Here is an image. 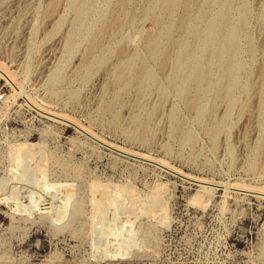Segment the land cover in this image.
Wrapping results in <instances>:
<instances>
[{"label":"rangeland","instance_id":"374dc122","mask_svg":"<svg viewBox=\"0 0 264 264\" xmlns=\"http://www.w3.org/2000/svg\"><path fill=\"white\" fill-rule=\"evenodd\" d=\"M165 2L118 17L119 0H0V69L17 84L0 75V264H264V0ZM137 54L157 81L140 95ZM200 62L208 77L182 92Z\"/></svg>","mask_w":264,"mask_h":264},{"label":"bare ground","instance_id":"6f19581e","mask_svg":"<svg viewBox=\"0 0 264 264\" xmlns=\"http://www.w3.org/2000/svg\"><path fill=\"white\" fill-rule=\"evenodd\" d=\"M130 1L131 0H119V6H118V9H117V16L119 17V15H121L124 11H125V9H126V7H127V5L130 3ZM196 1V0H195ZM176 2H177V0H166V2H165V9L166 10H170L175 4H176ZM131 15V14H130ZM190 15H191V8H190V5H186V7H184V17H183V19L181 20V22L179 23V25H178V28H182L185 24H187L188 23V19L190 18ZM114 16H116V15H114ZM114 17V18H112V19H110L109 21H108V23H107V25L105 26V29L103 30V32H108L111 28H112V26L116 23V21H118V17ZM162 19H159V18H157V19H155V25L158 27V26H160L161 24H162ZM223 24H224V22H223ZM91 35V34H90ZM96 37L97 36H95L94 35V37H93V41H92V44H91V46H93V44H94V41H95V39H96ZM151 37H152V35H150V36H148V39L150 40L151 39ZM169 41H170V38H171V34H169ZM95 46V45H94ZM157 48H158V42L155 40V39H153L152 41H151V43H150V45H149V47H148V50H147V53H149V54H154L155 52H156V50H157ZM224 50H223V55H225L226 57H227V55H229V53H228V51H227V49L224 47L223 48ZM182 51H183V43H182V41H180V40H177L174 44H173V46L171 47V49L170 50H168L166 53H164V55H163V58H162V67L163 66H165L167 63H168V61L172 58V56L174 55V54H178V55H181L182 54ZM208 58L211 56V54H212V51H211V48H208ZM224 56V57H225ZM228 58V57H227ZM227 58H225L224 59V61H225V64L227 63ZM132 60L133 61H136L137 63H139V65H140V69H139V74H140V81H139V84H138V95H140V94H142L143 93V91L146 89V88H149V87H151L152 85H156L157 84V81H156V78L149 72V70H148V67H147V65H146V62H145V58L142 56V55H139V54H137V55H135L134 57H132ZM102 61V60H101ZM209 65V63L207 62V64H205L204 62H200V63H197V64H195V70L192 72V75L190 76L191 78H190V81H189V85H186V84H182L181 86L179 85V82L177 81V80H174V82H173V84L175 85V86H180V88H181V91L182 92H185V93H190L192 90H194V92H195V95L199 92V89H200V85H201V82L205 79V78H207L208 77V75H209V73H210V67L208 66ZM0 66H2L1 64H0ZM5 69V68H4ZM213 69V68H212ZM131 70V63H127V64H124V65H122L120 68H119V71H118V76H117V82H122V80L125 78V76L127 75V71L129 72ZM163 70V69H162ZM7 71V72H6ZM230 73H231V69H230V67H227L226 69H225V67H222V71H221V78H220V81H219V83H218V89H219V91H220V93L221 92H223V90H224V87H225V85H226V83L228 82V80H229V75H230ZM0 75L5 79V81H6V83H9V84H12V85H14V84H16V79H15V77L13 76V74H11V73H9L8 72V70H2V69H0ZM15 79V80H14ZM23 81V80H22ZM21 84V83H20ZM23 84V83H22ZM17 85V84H16ZM23 86V85H22ZM14 87H15V85H14ZM20 87V86H19ZM27 88V87H26ZM21 89V88H20ZM23 89V88H22ZM161 88L159 87V90H160ZM162 91V90H161ZM23 92H24V90H23ZM163 92V91H162ZM28 98H29V96H28ZM31 100H32V98H31ZM30 100V101H31ZM6 101H7V99H6ZM5 101V102H6ZM8 102V101H7ZM33 102H34V100H33ZM5 104V103H4ZM8 104V103H7ZM34 106H36V104L34 105ZM5 107H6V104H5ZM38 107V106H37ZM36 108V107H35ZM39 109V108H38ZM41 110V109H40ZM39 110V111H40ZM43 110V109H42ZM47 111H49V110H47ZM44 112L45 114L47 113V114H49L50 116H52L53 118H55V119H57V120H59V121H65V122H69V123H71L72 125L74 124L82 133H84V134H86V135H88V136H91L93 139H98V138H96V136H94L91 132H89V130H87L85 127H83L82 125H79V124H76V123H73L72 122V120L71 119H69L68 117H66V116H63V115H60V114H57V113H52V112ZM98 141V140H97ZM102 141V140H101ZM15 143V142H14ZM13 143V144H14ZM21 143H24V142H21ZM104 143H107V142H104ZM11 144V143H10ZM28 144V143H27ZM107 145L108 146H110L111 148L113 147L114 149H117V150H119V151H123L122 149H120V148H117V147H115V146H113L112 144H109V143H107ZM41 146V145H40ZM18 150H19V152L20 151H23V148H18L17 149V154L14 156L15 157V160H14V157H13V161L15 162V161H17L18 159H20V155H18ZM31 151V150H30ZM35 151V150H34ZM34 151H32V153L34 152ZM124 152H125V150H124ZM35 153V152H34ZM125 153H127V154H129V155H133V156H136V157H139V158H142V159H145V160H149V161H153V162H157V163H159V165L161 166V167H163V168H167V169H171V168H168V166H167V164H164V163H160V162H162V161H160V162H158V160H156V159H154V158H152V157H148V156H141V155H137V154H133V153H130V152H125ZM13 154H14V152H13ZM20 154V153H19ZM29 154H31V152L29 153ZM40 154V153H39ZM32 155H34V154H32ZM26 156V155H25ZM38 156V155H37ZM39 156H41V154L39 155ZM28 157H29V155H28ZM41 158V157H40ZM22 159H23V157H22ZM45 159H46V157H45ZM44 160V159H43ZM47 160H45L44 162H46ZM44 162H42V163H44ZM38 165V164H37ZM37 167V166H36ZM40 168V170H41V167L39 166L37 169H39ZM12 169V168H11ZM173 170V172H175V173H177V174H180L181 172L179 171V172H177V171H175V169L174 168H172ZM14 176H15V174H14ZM13 176V177H14ZM183 177V176H182ZM186 177H188V175L186 176ZM195 180V179H194ZM201 184H203V183H205L204 181H202V180H198ZM5 182H6V180H0V185L1 184H5ZM227 185H229V184H227ZM236 186H237V184H235ZM204 185H202V187H203ZM230 186V185H229ZM240 186V185H239ZM225 188H226V186H224ZM228 187V186H227ZM233 187V186H232ZM243 188H245L244 187V185L242 186ZM248 187V186H247ZM230 188V187H229ZM251 188V187H250ZM63 189V188H62ZM67 189V188H66ZM203 189L206 191L207 190V188L206 187H203ZM228 189V188H227ZM252 189V188H251ZM250 189V190H251ZM68 190H70V189H68ZM73 190V189H72ZM253 190H255V189H253ZM257 190H258V188H257ZM18 191V189L16 190L15 189V193ZM66 191V190H65ZM228 191V190H227ZM230 191V190H229ZM244 191H246V190H244ZM208 192V191H207ZM213 192V191H212ZM257 192V194L258 193H260V194H263L264 195V189H263V187H262V189L261 190H259V191H256ZM68 193H69V191H68ZM71 193V192H70ZM227 193V192H226ZM209 194H210V191H209ZM10 195V194H9ZM11 195H14L13 193L11 194ZM16 195V194H15ZM14 195V196H15ZM70 195V194H69ZM72 195H73V193H72ZM6 197H7V195H6ZM8 197H10V196H8ZM198 197V200H199V195L197 196ZM197 197L195 196V198H193L194 200H196L197 199ZM4 198V197H3ZM11 198H13V196L11 197ZM70 198V197H69ZM15 199H17V196H16V198ZM200 199H201V197H200ZM8 200V199H7ZM6 200V201H7ZM10 200H12V199H10ZM67 200V199H66ZM65 200V201H66ZM197 200V201H198ZM13 201V200H12ZM16 201V200H15ZM43 201V200H42ZM63 201V200H62ZM64 201V202H65ZM196 201V202H197ZM63 202V203H64ZM69 202V201H68ZM11 203V202H10ZM51 203H53V202H46L45 204H47V205H50ZM198 203H199V201H198ZM8 204V203H7ZM64 204H66V203H64ZM208 204H209V202H208ZM207 204V205H208ZM14 205H16V207L18 206H22L19 202H16V204L14 203ZM206 205V206H207ZM32 206L34 207V208H36L37 210H38V207L40 206V204L37 202V201H34L33 203H32ZM17 207V208H18ZM19 207V208H20ZM27 208H28V206H26ZM16 208V209H17ZM51 208H52V211H54V212H57V211H59V210H61V206H57V208L56 207H54V206H51ZM54 208H56L57 209V211L54 209ZM162 208V207H161ZM22 209H23V207H22ZM26 208H24L23 209V211L25 210ZM18 210V209H17ZM162 210V209H161ZM164 210H165V208H164ZM16 211V210H15ZM20 211V210H19ZM17 212V211H16ZM15 212V213H16ZM29 214H30V212H29ZM31 214H32V212H31ZM118 239V238H117ZM119 241V240H118ZM118 241H117V243H118ZM122 243V242H121ZM8 264V263H7Z\"/></svg>","mask_w":264,"mask_h":264}]
</instances>
